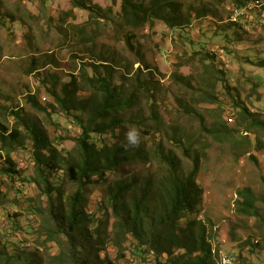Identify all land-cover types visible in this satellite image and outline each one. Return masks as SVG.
Returning <instances> with one entry per match:
<instances>
[{
	"label": "rangeland",
	"instance_id": "rangeland-1",
	"mask_svg": "<svg viewBox=\"0 0 264 264\" xmlns=\"http://www.w3.org/2000/svg\"><path fill=\"white\" fill-rule=\"evenodd\" d=\"M76 1L84 3L88 9L75 7L72 0H0V123L11 129L14 119L5 108L23 109L21 114L38 122L53 143L67 153L73 150L76 142L71 138L80 134V128L63 113L48 118L43 111L31 108L26 100L28 93L34 94L41 106L46 107L52 99L38 82L37 72L44 75L56 71L65 80L71 73L79 72L82 62L111 58L116 62L115 80L123 83L125 92H129L141 66V79L148 81L147 87L154 89V96L150 98V94L142 92L136 107L128 115L137 116L140 112L143 121L128 122L126 136L136 131V146L144 152L150 149L154 140H163L165 146L181 158L184 174L192 170L193 158L187 156L186 150L194 144L198 152L203 153L196 177L202 191L196 213L190 217L202 219L208 225L209 241L214 251L219 252L218 264H223L221 261L229 255L235 258L236 264H264V230L260 221L241 216L237 211L240 190L251 186L257 195L264 194V150L253 146L248 149L246 140L245 148L236 150L232 142L214 141L207 130L216 120L218 126L237 127L239 115L233 97L224 86L226 80L240 90L242 100L250 108L264 114V0H249V5L240 9L244 15L241 16L244 30L240 31L239 37L235 35L236 28L230 25L235 22L231 20V14L237 9L233 0H184L185 12L189 11V4L195 8L206 5L214 16L197 18L193 13L191 25L182 29H170L161 22L138 29L127 27L121 20L122 0ZM75 28H85L87 36L94 37V42H83L73 34L78 33ZM229 32L233 36L227 39ZM203 33L207 39L201 41ZM130 36L132 39L129 40ZM192 39L197 41L196 45ZM209 52L217 53L218 65L224 62L217 67L224 74H214L215 78L222 79L218 80L215 90L221 106L202 101L204 92L210 89V72L215 66L207 59ZM34 63L37 71L29 73ZM175 72L188 77L192 87L173 81ZM62 82L61 78L59 83ZM153 103L157 105L153 106ZM186 103L194 111L198 110L199 116L186 114ZM153 110L159 119L152 118ZM178 128L184 140L182 144L171 142ZM247 134L249 132L240 130L237 136L240 140L264 138L262 132ZM17 147L11 155L16 168L21 170V178L35 176L32 141L23 137L22 145ZM2 164L3 158L0 166ZM148 168L147 160L127 163L118 173H110L109 179L132 177L143 188L151 173H157L158 177L161 174L162 167L158 163L151 166L152 170ZM15 179L0 171V248L6 247L10 253L15 249L37 252L43 258V264H56L52 256L59 253L60 247L55 241H46L48 234L44 228L49 198L42 194L36 183L26 182L23 186L18 177ZM55 182L60 184L62 204L67 206L68 197L76 189L74 183L57 179ZM21 190L25 194L18 192ZM86 195L85 209L90 215L95 213L92 216L95 221L105 210V203H102V200L106 201L105 186L93 185L86 189ZM27 207L29 209L25 210ZM185 223L186 220L182 225ZM112 224L111 218L109 225ZM111 237H114L113 233ZM250 241L252 245H248ZM254 244H260V249ZM124 245L125 256L119 259L113 238H104L100 255H107L112 264H158L167 258L166 254L160 258L150 254L144 263V256L136 252L131 237L124 240ZM254 250L258 252L254 254ZM245 259L248 263H244Z\"/></svg>",
	"mask_w": 264,
	"mask_h": 264
},
{
	"label": "trees",
	"instance_id": "trees-1",
	"mask_svg": "<svg viewBox=\"0 0 264 264\" xmlns=\"http://www.w3.org/2000/svg\"><path fill=\"white\" fill-rule=\"evenodd\" d=\"M248 1L233 0L239 8L249 3ZM72 3L80 9H88L82 2L72 0ZM205 6L195 8L189 4V11L185 12L184 0H122L121 20L125 26L134 29L147 24L154 25L155 22H161L170 29H182L191 25L193 13H196L197 18L214 16ZM89 10L98 15L94 9ZM230 23L236 28L235 35L239 37L240 31L244 30L242 25ZM75 30L78 33L73 34L83 42H94V37L87 36L85 28ZM71 31L73 32L72 29ZM203 35L201 41L207 39L205 33ZM231 36L233 35L229 32L227 39ZM196 42L192 39L193 45ZM207 59L211 66H215L210 72V89L204 92L205 98L202 101L218 103L221 106L220 96L215 93L220 78H215L214 74H224L217 69L224 62L217 64L216 52H209ZM115 63L111 58H103L98 62H82L79 72L71 73L65 80L56 71H49L44 75L37 72L38 82L42 84L47 97L52 99H49L45 107L39 104L34 94L28 93L26 100L31 108L43 111L48 118L61 113L67 115L80 128V134L71 138L76 142L73 150L63 153L38 122L21 114L23 109L6 107L7 114L14 119V126L9 129L0 123V152L3 151L0 153V160H4L0 171L10 179L18 177L20 185L24 186L26 182L36 183L42 194L49 198L50 207L44 215V228H47L48 234L46 241H55L60 247L59 253L52 256L56 264H112L107 255L102 257L99 252L104 238H113L119 254L117 258L120 259L125 256L124 240L128 236L131 237L136 252L144 256V263L147 255L160 258L166 254V260L159 261L158 264H218L219 252L214 251L209 241L208 225L202 219L190 217L196 213L200 202L202 189L197 184L196 177L203 153L198 152L194 144L189 145L186 152L187 156L193 158V165L192 170L184 174L181 158L173 149L167 148L161 139L154 140L147 152L137 146L126 147L128 141L125 129L128 122L130 124L143 121L139 116L140 112L137 116L128 115V112L134 110L142 92L153 98L154 89L147 87L146 79H141L140 66L134 76L133 89L125 92L124 84L115 80ZM33 65L29 73L37 71L36 64ZM61 78L63 82L59 83ZM173 81L192 87L190 79L182 73L175 72ZM224 86L235 102L236 113L239 115L236 118L237 127L218 126L216 120L211 127H207L212 139L220 143L232 142L236 150L244 149L243 144L247 141L248 149L253 146L254 149L263 151V137H246L240 140L237 134L240 130L249 132L247 136L254 131L264 133V114L250 108L242 100L240 90L229 80L225 81ZM179 101L181 102L180 99ZM184 109L190 116H199V111H194L188 103ZM152 118L159 119L154 110ZM119 130L120 133L117 132ZM180 132L181 129H176L171 142H184ZM23 137L32 141L31 154L36 165L33 177L21 178V170L16 168L11 155L17 146L22 145ZM253 159L256 157L253 156ZM139 160H147L150 167L147 170H152L151 166L158 163L163 168L159 177L157 173H151L143 188L132 177L126 180L109 179L110 173H118L127 163ZM60 172H63L62 176ZM55 179L74 183L76 189L68 197L67 206L62 204V188ZM93 185H104L106 196V201L102 200L105 210L95 221L92 220L95 213L90 215L85 209L86 189ZM18 192L25 194L22 190ZM239 195L241 200L238 201V213L244 217L256 218L264 230V194L257 195L249 186L240 190ZM28 209L29 207L25 208ZM111 218L112 226L109 225ZM112 233L114 237H111ZM248 245H252L251 241ZM254 247L260 249L261 246L254 244ZM15 250L10 253L6 247L0 248V264H43V258L37 252ZM253 252L256 254L258 250ZM244 263H248V260L245 259Z\"/></svg>",
	"mask_w": 264,
	"mask_h": 264
},
{
	"label": "clouds",
	"instance_id": "clouds-1",
	"mask_svg": "<svg viewBox=\"0 0 264 264\" xmlns=\"http://www.w3.org/2000/svg\"><path fill=\"white\" fill-rule=\"evenodd\" d=\"M247 5H249V3H247L245 6H247ZM236 8H237L236 10H240L243 7H240V8L236 7ZM229 20H230V18H229ZM232 23H239V24L242 25L241 21L232 22ZM127 141H128V144L126 145V147H134V146H136L138 144V133L136 131H134V130L129 132L128 135H127ZM234 260H235V258H234ZM221 263H222V261H221ZM235 264H236V260H235Z\"/></svg>",
	"mask_w": 264,
	"mask_h": 264
},
{
	"label": "built area",
	"instance_id": "built-area-1",
	"mask_svg": "<svg viewBox=\"0 0 264 264\" xmlns=\"http://www.w3.org/2000/svg\"><path fill=\"white\" fill-rule=\"evenodd\" d=\"M259 3V2H257ZM241 16H244L242 14V11L236 10V13L231 14V20L235 22L241 21ZM223 264H235V260L231 256H225L222 260Z\"/></svg>",
	"mask_w": 264,
	"mask_h": 264
}]
</instances>
